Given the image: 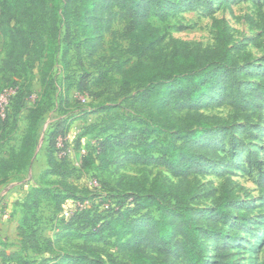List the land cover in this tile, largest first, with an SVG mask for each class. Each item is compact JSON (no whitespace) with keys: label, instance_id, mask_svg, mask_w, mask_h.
Returning <instances> with one entry per match:
<instances>
[{"label":"rangeland","instance_id":"rangeland-1","mask_svg":"<svg viewBox=\"0 0 264 264\" xmlns=\"http://www.w3.org/2000/svg\"><path fill=\"white\" fill-rule=\"evenodd\" d=\"M206 1L213 5V15L203 7L191 4L190 0H170L163 5L165 19L158 9L151 11L149 21L162 35L157 52L215 50L218 47L215 18L227 28L232 40V54L246 70L242 92L247 87L264 84V0ZM65 2L61 0V8ZM48 10L51 11L50 3ZM62 14L61 9V22ZM104 19L106 25L96 36L93 56L82 33L77 35L76 27L71 25L70 38L76 45L67 56L66 66L61 48L52 73L54 84L46 90L43 79L47 61L45 52L26 65L19 76L1 71L8 41L4 32L7 33L9 24H2L0 9V264H73L72 261L63 263L62 258L67 255L75 257L83 241L66 237L63 230L76 213L78 204L87 202L103 214L112 210L119 202L117 196L123 193L118 183L120 177L153 179L158 176L167 184L177 183L158 167L126 163L108 171L82 168V158L87 155L96 157L100 143L108 135L120 134L125 122L130 125V133L138 138L144 137L145 123H151V120L139 116L138 103L134 102L142 89L133 87L127 90L120 84L109 82L102 87L94 84L103 72L101 68L109 70V76L121 80L113 50L118 45L121 48L129 45L114 35L125 27L118 11L113 10ZM108 24L109 30L106 29ZM58 26L60 42L63 43L66 26L64 23ZM11 86L18 88L16 99H13L15 90ZM41 106L47 111L37 127L29 167L19 173L3 172L2 164L20 153L23 140L30 131L31 114ZM198 112L203 115V122L212 125L209 132L213 136L206 140V146H210L211 152L216 150L218 156L210 157L211 169L195 180L199 189L193 207L200 212L213 209L216 196L228 182L234 208L233 221L227 229L232 235H240L238 244L231 247L234 264H264V190L259 185V170L254 161H249L251 154L262 162L264 171V109L253 113L248 122L215 93ZM184 115L185 112H176L173 120L183 125L184 122L178 120ZM113 125L115 131L107 135L101 133L103 128ZM248 126H254L255 130L244 135L243 130ZM58 129L66 136L52 148L50 137ZM151 139H159V136L154 134ZM231 150L233 155L229 154ZM51 152L55 154L54 167L50 165ZM38 190H45L50 195L38 194ZM66 212L70 215L67 216ZM238 216H241L240 220ZM244 221L247 225H242ZM207 244L209 253L205 264H213L219 243ZM98 247L99 254L117 256L111 245L99 244ZM13 254H18L20 259L8 258Z\"/></svg>","mask_w":264,"mask_h":264},{"label":"trees","instance_id":"trees-1","mask_svg":"<svg viewBox=\"0 0 264 264\" xmlns=\"http://www.w3.org/2000/svg\"><path fill=\"white\" fill-rule=\"evenodd\" d=\"M169 1L66 0L61 8V0H0L2 24H9L7 33L4 32L8 41L1 71L19 76L26 65L45 52L47 61L43 79L46 90L54 84L52 73L57 54L62 48V61L66 66L67 56L76 45L70 38L71 25L76 27L77 35L82 33L93 56L96 36L106 25L105 15H111L115 9L118 11L125 27L114 34L115 38L129 43L127 48L118 45L113 50L116 69L122 78L118 80L109 76V70L101 68L103 72L94 84L102 87L109 82L120 84L127 90L133 87L142 89L134 102L138 103L139 116L151 120V123H145L144 137L138 138L130 133V125L125 122L120 134L108 135L100 143L96 157L87 155L82 158V168L108 171L128 163L162 168L177 180L175 185H170L158 176L153 179L120 177L118 183L123 193L117 196L119 202L115 208L103 214L89 206L70 218L63 234L72 240L83 241V244L78 247L75 257H63V263L205 264L209 253L207 243L216 241L219 244L213 264H234L231 247L238 244L240 235H232L227 229L233 221L234 208L229 183L226 182L222 192L216 196L213 209L200 212L193 207L199 189L195 180L211 169L213 162L210 157L218 156L216 150L211 152L210 146H206V140L213 136L209 132L212 125L202 121L203 115L198 110L218 93L220 99L230 103L234 111L249 122L253 113L264 109V84L247 87L242 92L246 70L232 54V40L227 28L215 18L214 25L218 30V47L215 50L158 53L162 35L150 23L149 15L158 9L165 19L163 5ZM190 2L203 7L210 15L214 14L213 5L208 1ZM61 9L63 22L59 16ZM12 22L14 25L10 26ZM61 23L67 32L63 43L60 42L58 26ZM106 29H110V24ZM78 46L81 47L80 44ZM10 88L15 90L13 99H16L18 88ZM46 111L47 108L41 106L32 112L30 131L23 140L21 151L2 164L3 172L19 173L29 167L37 127ZM176 112H185L184 117L178 120L183 121V125L173 120ZM112 130L115 131V125L103 128L101 133L107 135ZM254 130V126H248L243 134H252ZM154 134L159 139L152 140ZM65 136L66 133L59 129L53 132L50 137L52 148ZM229 154L233 155V150ZM54 156V152L49 155L53 167ZM249 161H254L259 170V185L264 190L262 162L251 154ZM37 193L50 195L45 190ZM245 221L242 225H247ZM99 244L111 245L117 256L99 254ZM9 257L20 259L18 254Z\"/></svg>","mask_w":264,"mask_h":264},{"label":"built area","instance_id":"built-area-1","mask_svg":"<svg viewBox=\"0 0 264 264\" xmlns=\"http://www.w3.org/2000/svg\"><path fill=\"white\" fill-rule=\"evenodd\" d=\"M88 207H89V204L87 202L78 204L76 206V212L82 211ZM66 215L69 216L70 215L69 212H66Z\"/></svg>","mask_w":264,"mask_h":264}]
</instances>
